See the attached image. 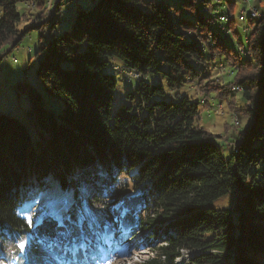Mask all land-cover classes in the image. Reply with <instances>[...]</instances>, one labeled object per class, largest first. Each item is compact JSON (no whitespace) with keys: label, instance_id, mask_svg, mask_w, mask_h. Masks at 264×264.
Returning <instances> with one entry per match:
<instances>
[{"label":"trees","instance_id":"1","mask_svg":"<svg viewBox=\"0 0 264 264\" xmlns=\"http://www.w3.org/2000/svg\"><path fill=\"white\" fill-rule=\"evenodd\" d=\"M72 1L52 0L46 15L44 0H0V64L40 30L37 75L63 102L55 117L30 89L34 139L0 114V262L30 240L27 264H110L109 239L138 236L156 255L136 264H176L182 252L186 264H264V13H240L248 32L233 47L213 28L212 0H98L69 21ZM20 2L38 11L22 29ZM111 59L127 84L139 80L115 110ZM222 68L240 104L231 83L217 85ZM189 93L247 120L229 158L198 124L214 105ZM51 191L59 203L48 197L36 218ZM235 192L232 209L214 207Z\"/></svg>","mask_w":264,"mask_h":264},{"label":"rangeland","instance_id":"2","mask_svg":"<svg viewBox=\"0 0 264 264\" xmlns=\"http://www.w3.org/2000/svg\"><path fill=\"white\" fill-rule=\"evenodd\" d=\"M98 0H73L68 7L72 8L68 14L69 21H72L75 12L76 5L81 6L84 10H89L95 2ZM46 4V3H45ZM212 4L215 6V12L210 16L214 21L213 28L215 31L219 32L221 37L225 42L233 47H236L233 40L238 38L240 41L245 42L246 32L248 24L246 21H241L239 19L240 13L246 11L244 14L245 18L254 17L255 20L261 18L264 13V0H212ZM47 9L45 11L46 15H49V6L46 4ZM18 8L23 13L27 14L26 20L20 26L22 29L25 25L35 21L37 10L28 8L24 3H18ZM253 8L258 10L259 16H251L249 10ZM231 17V23L220 22L219 17ZM230 28V32H229ZM40 30H32L28 35H26L17 49H13L9 52L8 56L0 64V114H9L10 116L16 117L19 121L25 124L27 131L34 139L36 137L34 124L28 114V108L30 106L29 97L30 89H32L38 97L42 100V104L45 108L53 112L55 117H59L62 112L63 102L61 99L55 96L49 95L43 88L42 82L37 75V68L40 61L43 59V55H37L38 51V41H39ZM236 34V36H235ZM219 61L215 62L217 64ZM114 68H124L122 62L117 59H111L108 67L103 69V73L113 75L117 80V88L114 93L113 99V109L119 108L122 104H125L128 99V94L135 93L136 86L139 80H133L132 84H127L123 74L114 70ZM221 74L217 76L216 83L217 85H226L230 84L233 80L232 76H228L230 70L228 68L221 69ZM137 76V75H136ZM129 82V80H127ZM158 80L155 79L154 83H157ZM18 86V87H17ZM232 86V83H231ZM186 88L180 90V93H183ZM175 94V93H174ZM193 96L192 93H189ZM216 94L213 95L216 98ZM194 99H202L203 96H193ZM237 101L241 103L240 94L236 95ZM201 103H204V100L211 105H214L215 109H202L201 117L198 124L201 127L206 128L210 133L215 136H220L221 139H216L218 146H221V154L223 158L227 159L231 156V147L230 144L236 139V136L240 132L247 130V120L243 118L240 114L235 113L234 110L227 109L226 104L223 102V106H219V103L216 99H208L203 97ZM217 106L219 111H217ZM222 107V108H221ZM221 108V109H220ZM237 119L240 123V126L235 127L233 122ZM223 143V144H222ZM53 191L47 193L39 201V211L36 214L38 218L43 212H45L44 205L46 204V199L49 197L48 207L51 209L52 205L59 203V198L52 197L51 194ZM51 194V195H50ZM237 193H232L231 195L224 196L220 200L216 201L214 207L217 209H232L236 203ZM30 217V216H29ZM109 237L106 238V241ZM142 240L138 239V236L135 238L129 239V242L120 241L116 239L112 241L109 239L107 242L108 245V254L107 261L110 264H136L148 259L155 257V243L146 242L147 246L141 242ZM32 241H24V250L20 257H13L12 262H0V264H27L26 254L28 253L29 248L31 247ZM104 253L99 255V258L104 257ZM193 254L182 252L181 257L176 260V264H186ZM15 258L17 260H15ZM21 260V263H20Z\"/></svg>","mask_w":264,"mask_h":264},{"label":"bare ground","instance_id":"3","mask_svg":"<svg viewBox=\"0 0 264 264\" xmlns=\"http://www.w3.org/2000/svg\"><path fill=\"white\" fill-rule=\"evenodd\" d=\"M45 2H46V4H51V1L52 0H44ZM247 2H250V1H248L247 0ZM48 8V7H47ZM254 10L255 9H253V8H251L249 11L253 14V15H257V14H255V12H254ZM243 13H245L246 11H242ZM241 12V13H242ZM240 20H244V18L241 16L240 18H239ZM220 20L221 21H226L227 19H225L224 17H220ZM247 21V20H246ZM232 93H234V94H238V93H240L241 92V88L240 87H238V86H235V85H233L232 87H231V90H230ZM206 103V102H205ZM205 103H202V104H205ZM219 106H221V105H219ZM219 106H217V111H219V109H218V107ZM215 108V107H214ZM222 108V107H221ZM220 108V109H221ZM222 110V109H221ZM220 110V111H221ZM219 111V112H220ZM233 124L235 125V127H238V126H240V123H239V121L237 120V119H235V121L233 122Z\"/></svg>","mask_w":264,"mask_h":264},{"label":"built area","instance_id":"4","mask_svg":"<svg viewBox=\"0 0 264 264\" xmlns=\"http://www.w3.org/2000/svg\"><path fill=\"white\" fill-rule=\"evenodd\" d=\"M248 1H250V0H248ZM254 12H255V14H257V15L259 16V12H258V10H254ZM128 76H129V77H136L135 74H129Z\"/></svg>","mask_w":264,"mask_h":264}]
</instances>
